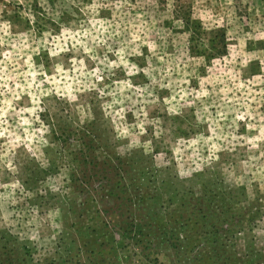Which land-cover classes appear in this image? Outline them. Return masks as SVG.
Segmentation results:
<instances>
[{
	"label": "rangeland",
	"instance_id": "1",
	"mask_svg": "<svg viewBox=\"0 0 264 264\" xmlns=\"http://www.w3.org/2000/svg\"><path fill=\"white\" fill-rule=\"evenodd\" d=\"M0 264H264V0H0Z\"/></svg>",
	"mask_w": 264,
	"mask_h": 264
},
{
	"label": "trees",
	"instance_id": "2",
	"mask_svg": "<svg viewBox=\"0 0 264 264\" xmlns=\"http://www.w3.org/2000/svg\"><path fill=\"white\" fill-rule=\"evenodd\" d=\"M173 12L175 17L182 20L187 26H193L192 31H190L189 41L191 44L189 46V52L205 55V50L200 49V47L204 45V42L200 39L203 34L202 27L198 24L200 21L192 17L190 9L187 11L183 9H174Z\"/></svg>",
	"mask_w": 264,
	"mask_h": 264
}]
</instances>
